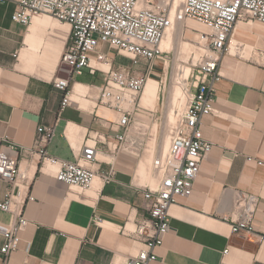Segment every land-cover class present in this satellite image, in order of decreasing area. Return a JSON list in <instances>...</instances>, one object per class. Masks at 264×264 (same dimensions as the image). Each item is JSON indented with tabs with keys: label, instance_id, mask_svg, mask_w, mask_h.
I'll return each mask as SVG.
<instances>
[{
	"label": "crops",
	"instance_id": "1",
	"mask_svg": "<svg viewBox=\"0 0 264 264\" xmlns=\"http://www.w3.org/2000/svg\"><path fill=\"white\" fill-rule=\"evenodd\" d=\"M4 1L0 0V136L27 149L20 151L18 164L29 177L34 197L25 205L27 224L9 264H126L140 243L124 227L132 229L148 215L143 191L157 182L151 164L148 173H141L142 155L111 153L99 144L101 157L92 167L97 173L113 170L109 182L96 177L94 188L77 193L55 178L58 164L42 162L35 147L38 126L54 125L53 137L42 147L58 160H74L87 134L114 136L121 129L115 112L90 94L85 96L88 103L73 101L60 110L63 92L52 81L66 74L59 68L69 25L59 28L46 15L33 17L28 25L13 22L14 8H3ZM239 23L234 40L264 39V25ZM101 50L113 56L107 46ZM237 53L232 44L230 53L222 55L215 113L201 120L202 136L213 147L200 162L192 194L177 197L170 206L171 229L155 249L156 260L148 264H264V165L257 164L264 162V67ZM99 75L88 70L72 75L70 95L76 83L101 87L105 76L96 84ZM101 107L106 109L102 113ZM6 187L0 179V200ZM241 193L258 197L254 229L232 233L234 201ZM13 221L12 213L0 210V225ZM2 241L0 232V245Z\"/></svg>",
	"mask_w": 264,
	"mask_h": 264
},
{
	"label": "built area",
	"instance_id": "2",
	"mask_svg": "<svg viewBox=\"0 0 264 264\" xmlns=\"http://www.w3.org/2000/svg\"><path fill=\"white\" fill-rule=\"evenodd\" d=\"M13 22L28 25L35 15L48 13L60 22L69 24L68 36L61 55L60 69L66 74L53 79V85L63 92L60 110L74 103L70 95L72 75L84 70L94 75L104 74L98 88L97 103L111 109L117 116L121 131L114 136L93 132L87 134L74 160H58L48 156L42 147L54 135V125L37 127L35 147L42 162L58 164L55 178L76 189L77 193L91 187L94 178L109 182L113 170L97 171L92 165L98 161V145H105L111 153L130 151L139 153L142 140L138 137L144 125L135 122L138 95L142 93L150 74L152 62L161 57L160 47L166 30L177 22L199 24L205 37L204 52L194 64L186 104L171 129L168 149L157 154L151 168L157 182L146 187L143 197L148 215L134 227L125 230L140 243L138 250L126 258V264H148L156 260L155 249L162 245L170 231L168 210L177 197L192 194L200 162L210 153L213 143L204 139L202 117L214 114L215 83L220 78L219 62L229 53L231 37L237 23L257 21L264 24V0H14ZM195 29L196 28H193ZM128 57V65L113 66V59L101 46ZM239 51L245 46L239 45ZM253 48V47H252ZM254 55L264 58V50L253 48ZM107 69H103V65ZM87 93L84 95V97ZM20 151L26 148L0 136V179L7 187L0 200V210L14 215L9 225H0L3 236L0 245V264H9V256L19 248V232L26 226L25 205L33 201L30 181L19 168ZM257 164L264 165L262 160ZM73 192H75L73 190ZM258 197L241 193L235 197L237 218L231 221V232L252 231ZM227 249L223 250L226 253Z\"/></svg>",
	"mask_w": 264,
	"mask_h": 264
},
{
	"label": "rangeland",
	"instance_id": "3",
	"mask_svg": "<svg viewBox=\"0 0 264 264\" xmlns=\"http://www.w3.org/2000/svg\"><path fill=\"white\" fill-rule=\"evenodd\" d=\"M15 2L14 0H6L2 3V7L6 9L14 8ZM48 14V13H46ZM44 14H41L39 16H42ZM46 18H50L53 20L54 25H56L59 28H67L68 24L64 23H59L54 17L46 15ZM257 24L259 22L253 21V24ZM239 24L246 25L247 27L251 25H247L245 22H240ZM261 25H264L262 23H259ZM183 28L181 29V38L179 40L174 39L169 45L166 47L162 48L163 53L161 57L156 58L150 67V74L149 77H152L156 80L159 81L158 85V98L156 102V106L154 108H142L141 106L138 105L136 114H135V122L136 123H141L144 125L140 131V135L138 136L142 140V148L139 152L140 155H144L146 151L150 148V145L152 142L154 143V153L152 154L151 159L149 160V166L147 165L146 172L150 171V164L154 156L159 154L161 152V138L167 128L166 126V108H167V101H168V91L170 87L172 86L171 84L173 83V72L175 70V63L178 64H184L187 65L191 68L189 79L185 80V86L184 89L187 91L190 89V82L192 79V73H193V68L194 64L193 63V53L190 54V56L187 57V60L184 61L182 57V49L181 46L184 43V41L187 42H192L197 46H200V38L196 33H200V31H203L202 29L196 28L192 29L193 26L183 23ZM182 27V26H181ZM195 28V27H193ZM199 29V30H198ZM237 38V37H236ZM242 44L247 48L244 51H239V54L237 53L236 56L241 57L242 59H250L253 60L255 63L259 64L261 67H264V58H261L260 56L258 57L257 55H254L252 52L248 51V48L250 45L253 46V48H261L264 50V39L260 40L258 42L256 41H247L243 40L241 38H237ZM250 44V45H247ZM250 49V48H249ZM111 50V53L113 54L112 59H113V66L117 65H128L130 63L128 57L118 54L116 51ZM247 52H249L247 54ZM261 59V60H260ZM35 60V59H34ZM104 74L100 73L99 76H97L98 81L96 84H101L100 82L102 81V76ZM156 77V78H155ZM159 78V79H158ZM96 82V81H95ZM92 95V96H97L98 94V88H95L93 86H87L86 91L83 93V95ZM140 93L138 95V104L139 100L141 97ZM81 97V98H80ZM78 100H80L79 103L86 102L88 103L85 99L88 97L80 96ZM89 99V98H88ZM105 108L100 109V113L102 111H105ZM155 125V126H154ZM150 142V143H149ZM141 156V157H142ZM100 157V156H98Z\"/></svg>",
	"mask_w": 264,
	"mask_h": 264
},
{
	"label": "bare ground",
	"instance_id": "4",
	"mask_svg": "<svg viewBox=\"0 0 264 264\" xmlns=\"http://www.w3.org/2000/svg\"><path fill=\"white\" fill-rule=\"evenodd\" d=\"M41 14L52 16V15L46 14V13H41ZM41 14L35 15L34 17L39 16ZM58 22L64 23V22H60V21H58ZM65 23L68 24L67 22H65ZM251 23H253V22H250L249 24H251ZM187 24H189L195 28H199V29L204 30L203 27L199 26V24H196L194 22L188 21ZM182 28H183V25L181 22L180 23L177 22L173 25V27L168 28L166 30L164 37L162 38L161 43H160L161 49L166 47L167 45H169L174 39L179 40L181 38V29ZM196 34L200 38V41H201L199 43L200 46H197L194 43L192 44V42L190 43L187 41H184V43L181 46L182 54H183L182 57H183L184 61H186L187 57L190 56V54H192V53L194 54L193 55V63H197L201 59V55L204 52L205 37L201 33H196ZM232 44L236 47V50L239 51V49H240L239 45L241 44V42L234 40L233 36H232L231 41H230V45H229V53L231 51ZM252 49L253 48L251 47V51H252ZM234 50L231 53L235 52ZM248 53L249 52H247V54ZM235 55H237V54H235ZM107 67L108 66L105 64L102 66V68L105 70L107 69ZM190 71H191V68L189 66L184 65V64H178L177 65V63H175V70L173 72V77H172L173 83L171 84L172 86L170 87V89L168 91V101H167V108H166V126H167V128H166V130H165V132L161 138V144L162 145L160 147L161 148L160 153H165L167 151L168 146H169L170 137H171V129L174 126V124H176V122L178 121V117H179L182 109L184 108V106L186 104L188 91H187V89L186 90L184 89V86H185L184 81L189 79ZM158 85H159L158 80H156L152 77H148V79L145 83V86L143 88L140 100H139V106H141L142 108H154L156 106V102H157V98H158ZM86 89H87V85L82 84V83H76L74 86V90H73L74 95H73V97L71 96L72 101H75V102L79 101L78 100L79 97L81 95H83V93L86 91ZM154 110H155V108H154ZM154 148H155L154 143L152 142V144L150 145V148L141 157V160L139 163V170L141 173L146 172V169L148 168L147 165L150 163L149 160L151 159L152 154L154 153ZM154 179H155V177H154ZM97 181H98V179L94 178L92 183H91L90 188H94L97 184ZM151 183H152V181H151Z\"/></svg>",
	"mask_w": 264,
	"mask_h": 264
}]
</instances>
